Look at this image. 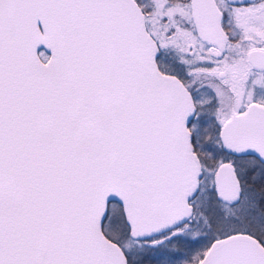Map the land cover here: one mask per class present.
Wrapping results in <instances>:
<instances>
[{
    "label": "snow or ice",
    "instance_id": "1",
    "mask_svg": "<svg viewBox=\"0 0 264 264\" xmlns=\"http://www.w3.org/2000/svg\"><path fill=\"white\" fill-rule=\"evenodd\" d=\"M0 264H264V0H0Z\"/></svg>",
    "mask_w": 264,
    "mask_h": 264
}]
</instances>
